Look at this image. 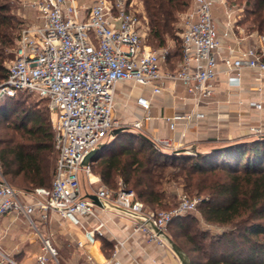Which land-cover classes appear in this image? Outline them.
<instances>
[{"label": "built area", "instance_id": "2783aa9c", "mask_svg": "<svg viewBox=\"0 0 264 264\" xmlns=\"http://www.w3.org/2000/svg\"><path fill=\"white\" fill-rule=\"evenodd\" d=\"M133 4L134 0H27L39 22L20 30L15 58L0 84V99L27 94L46 103L57 150L50 188L21 192L0 173V219L9 213L24 215L38 230V222L46 223L57 215L75 231L76 242L90 264H122L118 255L125 247V241H118L109 259L96 260L93 249L107 232L98 209L114 207L141 217L128 238L141 235L148 243L168 247L165 236L171 221L197 212L201 202L181 192L176 207L154 212L123 187L116 191L95 188L90 195L98 198L100 206L82 192L80 175L91 187L101 182L90 165L82 166L86 155L113 137L115 130L130 128L115 116L117 85L151 87L158 96L166 91L167 83H181L194 108L166 117L170 130L175 131L181 123L206 118L200 109L214 97L221 75L227 76L231 88L241 86L245 69L264 78V34L248 32L240 25L242 9L228 0H191V7L180 15L183 55L175 71L164 69L170 56L166 48L153 50L145 43V17ZM215 4L224 11L222 30L214 17ZM137 105L146 114L131 127L146 135V125L153 120L151 102L141 96ZM250 106L263 111L262 103L251 102ZM249 131L256 138L264 136L261 126H250ZM150 140L160 150L180 148L170 138ZM42 241L38 263L48 264V254L57 261L51 238L42 237Z\"/></svg>", "mask_w": 264, "mask_h": 264}, {"label": "trees", "instance_id": "16d2710c", "mask_svg": "<svg viewBox=\"0 0 264 264\" xmlns=\"http://www.w3.org/2000/svg\"><path fill=\"white\" fill-rule=\"evenodd\" d=\"M8 1L0 0V84L7 79L9 59L3 52L15 48L23 25ZM141 1L150 43L165 48L168 40H178L177 24L191 0ZM228 1L243 8L240 25L264 34V0ZM182 55L181 46L177 60ZM22 95L27 94L3 98L0 105V173L12 187L31 192L51 187L57 150L47 118L19 109ZM106 143L90 164L104 185L133 192L154 212L176 207L169 199L183 190L201 199L198 209L204 223L224 229L212 235L198 227L196 219L188 222L182 216L171 221L169 228L176 226L181 232L174 236L182 240L181 248L198 254L191 264H264V136L194 156L157 149L133 129ZM48 264L56 262L51 259Z\"/></svg>", "mask_w": 264, "mask_h": 264}, {"label": "crops", "instance_id": "0c3cea01", "mask_svg": "<svg viewBox=\"0 0 264 264\" xmlns=\"http://www.w3.org/2000/svg\"><path fill=\"white\" fill-rule=\"evenodd\" d=\"M219 12L216 10L213 13L220 15ZM223 20V16L216 19L220 30L223 28ZM244 45L247 46V42ZM176 69L177 66L171 70ZM141 96L150 100V114L153 117L147 123L144 133L150 138L173 139L180 147L179 150L195 149L206 154L214 148L257 139L250 133V126H261L264 130V78L258 79L257 72L252 69L244 70L239 88L229 87L227 76L221 75L214 97L206 107L200 109L206 118L189 124L181 123L175 131L170 130L166 117L174 113L190 112L194 108L192 101L186 99L183 85L167 83L166 91L156 96L151 87L118 84L115 116L125 125H132L145 116V111L137 105V99ZM251 102L262 103L263 111L259 112L250 106ZM98 214L107 232L93 249L97 261L109 259L116 242L125 241V247L118 255L122 264H182L170 244L168 247H160L148 243L141 235L128 238L136 219L121 209H98ZM42 237L51 238L58 253L57 261L54 260L56 264H90L85 251L76 242L75 231L69 229L57 215H53L46 223L38 222V230L30 225L24 215L9 213L0 219V251L2 257L12 264H39L37 257L43 253ZM48 258L52 259L49 254Z\"/></svg>", "mask_w": 264, "mask_h": 264}, {"label": "rangeland", "instance_id": "374dc122", "mask_svg": "<svg viewBox=\"0 0 264 264\" xmlns=\"http://www.w3.org/2000/svg\"><path fill=\"white\" fill-rule=\"evenodd\" d=\"M8 3L12 7V15L14 14L19 20H21V22H23L22 27H24L26 25H31V24H37L39 22V20L37 18L38 14L36 13V11L33 8H31L29 5H27V0H9ZM133 5H134V8L136 10H138L142 15H144L143 14L144 13V6H143V2L141 0H134V4ZM239 8L242 9V11H243L242 7H239ZM216 10L220 11L219 12L220 15L219 14H218L219 16L217 14L214 15L215 20L217 18H220V16L222 17L223 16V12H224L223 8L219 4H215L214 7H213V12L216 11ZM242 13L243 12H241V15H242ZM144 27H145L144 28L145 32L148 33V29H147L146 24L144 25ZM177 27L180 29V32L178 33V40H176V41L168 40L167 46L165 47L169 51V53L172 56V58L169 57V59L167 61V64L164 66V69H168V70L175 69L176 66H177V63L180 61V60H177V55L180 54V52H181V41H182L181 40L182 27H181L180 18H179V22L177 24ZM243 27L245 29L248 28L247 25H243ZM144 40H145V43L148 46H150L153 50H158L159 49V48L153 46L150 43V39H149L148 34L145 35ZM3 53H4V55H7V57L9 58L7 60V62H6V64H5V66L8 67V65L11 63V61L15 58V48L14 49H7ZM18 100H20V102H21V105H19V109L20 110L27 109V110H31L35 114L39 113V114L43 115L44 117H46L48 122L50 123V125H52L51 124V120H50V113L47 111L45 102L40 101L38 98L33 97L31 95H22V97H20ZM2 101H5V100L0 99V105H2V103H3ZM14 119L15 118L10 119L9 123L13 122ZM6 125H8V124L6 123ZM129 126H130L129 130H131L132 127H131V125H129ZM94 175L98 176L97 174H95V172H94ZM80 179H81L82 192L84 194L92 192L95 188H98L100 186L108 187L107 185H104L102 182H98V183H96V185L91 187L88 184L87 178H85V177L82 178V175H80ZM14 188L16 190H18V191L23 192V190H21V189H18L16 187H14ZM108 188L111 189L110 187H108ZM111 190L116 191V189H111ZM181 192H183V190H179L177 192V197L176 198L169 199V202H171V207L172 206H176L178 204L179 194ZM165 210L167 211L169 209H165ZM162 211H164V210H162ZM184 218L186 219L185 221H188V222H190L192 219H196L198 227H200L201 229H203L205 231L210 232L212 235H218V234H221L224 231V229L221 228V227L208 225V224L204 223L202 218H201V215L199 213V209H198L197 212L185 215ZM175 227L176 226L171 227V228L168 229V232H167L168 237L181 249V251H183L187 255V257L189 258L190 262L193 261L194 259L196 260L198 258V254H194L187 247H183L185 249L181 248L182 247L181 246L182 245V242H181L182 240L179 239V238H177V239L175 238V237H177L176 235H178L177 233L180 232V231L176 230ZM178 243L181 244V245H179ZM0 264H7V261L2 256H0Z\"/></svg>", "mask_w": 264, "mask_h": 264}, {"label": "water", "instance_id": "95a60500", "mask_svg": "<svg viewBox=\"0 0 264 264\" xmlns=\"http://www.w3.org/2000/svg\"><path fill=\"white\" fill-rule=\"evenodd\" d=\"M130 128H121V129H117L113 132V137L121 134L124 131L129 130ZM141 136L146 139L147 141H150V138H148L146 135L141 134ZM107 143L104 142L102 144H100L96 149L92 150L91 152H89L86 157L84 158L83 162H82V166H89L97 157H99L100 152L106 147ZM234 145V144H233ZM232 145H228L225 147H218V148H214L211 150V152L217 153L220 152L228 147H231ZM174 154H188V155H199L201 153L197 152L195 149H180V150H176L174 151ZM87 198L92 200L95 205L100 206V203L98 201V198L95 195H87ZM133 219L136 220H140L141 217L136 216V215H130ZM167 242L171 245L172 249L175 251V253L178 255V257L180 258L182 264H191L189 258L187 257V255L181 251V249L168 237V235L165 236Z\"/></svg>", "mask_w": 264, "mask_h": 264}]
</instances>
